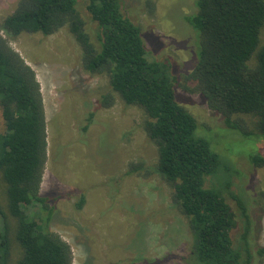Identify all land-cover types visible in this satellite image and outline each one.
Here are the masks:
<instances>
[{"label":"trees","instance_id":"16d2710c","mask_svg":"<svg viewBox=\"0 0 264 264\" xmlns=\"http://www.w3.org/2000/svg\"><path fill=\"white\" fill-rule=\"evenodd\" d=\"M195 5L196 11L185 17L198 36L189 79L227 126L238 127L232 115H253L264 139V0H195ZM86 10L96 23L95 39L77 0H19L2 28L11 37H47L68 27L81 46L84 68L108 75L112 91L144 111V129L158 148L156 171L172 186L173 202L188 219L193 239L189 264H252L251 214L245 201L232 195L243 220V245H236L239 218L225 196L237 171L197 136V119L176 99L170 63L149 58L141 30L124 15L121 0H86ZM113 100L102 97L106 107ZM0 113V177L7 196V210L0 205V264L11 260L8 215L17 220L15 239L22 248L16 264H73L69 244L50 230L55 208L40 190L48 147L40 84L1 33ZM250 162L264 167V156L254 153ZM220 176L223 187L206 185L208 178ZM257 251L264 256V247Z\"/></svg>","mask_w":264,"mask_h":264},{"label":"rangeland","instance_id":"374dc122","mask_svg":"<svg viewBox=\"0 0 264 264\" xmlns=\"http://www.w3.org/2000/svg\"><path fill=\"white\" fill-rule=\"evenodd\" d=\"M18 1L0 0V33L40 84L48 142L40 190L55 208L50 230L69 244L73 264H189L193 239L188 219L173 202L172 186L156 171L158 148L144 129V111L112 91L108 75L84 68L81 46L68 27L47 37L8 36L2 24ZM121 5L140 28L149 58L170 63L176 99L197 119V136L236 169L225 193L239 218L233 240L243 245V220L232 197L237 195L253 221L248 239L252 264H264L257 251L264 247V167L250 162L254 153L264 156V139L253 115H232L239 128L227 126L188 77L197 62L198 36L185 17L196 11L195 0H121ZM77 9L95 39L96 23L86 0H77ZM104 95L114 99L108 107ZM131 167L136 169L131 172ZM215 178H208L206 185L223 187V176ZM0 205L7 210L1 177ZM8 220L9 264H16L22 254L15 239L17 220L10 215Z\"/></svg>","mask_w":264,"mask_h":264}]
</instances>
